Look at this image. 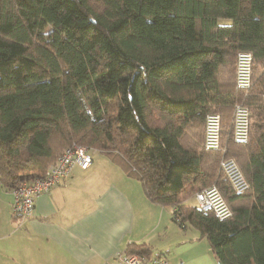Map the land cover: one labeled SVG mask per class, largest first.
Here are the masks:
<instances>
[{"label": "trees", "instance_id": "1", "mask_svg": "<svg viewBox=\"0 0 264 264\" xmlns=\"http://www.w3.org/2000/svg\"><path fill=\"white\" fill-rule=\"evenodd\" d=\"M238 52L252 56L248 92L234 81ZM263 94L264 0H0L1 186L43 175L71 144L102 151L218 264H264ZM236 103L250 110L242 143L230 130ZM211 112L218 150L202 142ZM222 156L248 189L233 190ZM212 184L226 219L179 197Z\"/></svg>", "mask_w": 264, "mask_h": 264}, {"label": "crops", "instance_id": "2", "mask_svg": "<svg viewBox=\"0 0 264 264\" xmlns=\"http://www.w3.org/2000/svg\"><path fill=\"white\" fill-rule=\"evenodd\" d=\"M98 151H88L87 168L74 165L39 194L26 219L12 214L10 189L0 184V264H117L138 244L146 259L218 264L204 237L173 220L174 208L151 201L137 178ZM187 193L179 197L189 203Z\"/></svg>", "mask_w": 264, "mask_h": 264}, {"label": "built area", "instance_id": "3", "mask_svg": "<svg viewBox=\"0 0 264 264\" xmlns=\"http://www.w3.org/2000/svg\"><path fill=\"white\" fill-rule=\"evenodd\" d=\"M252 56L249 52H238L234 66V81L237 88L247 91L251 86ZM250 110L242 104L236 103L232 110L231 132L237 142H246L249 139ZM203 146L206 150L221 148V120L218 113H208L203 124ZM86 147L71 144L64 148L56 161L49 164L42 176L23 181L10 189L13 197L11 211L15 217L26 219L31 216L34 200L41 194L48 192L62 178L66 177L74 165L82 169L91 164V158ZM219 168L236 193L248 189L249 183L233 157L222 156ZM196 206L201 210H212L218 219H226L232 211L216 185H210L196 191L194 194ZM117 264H167L165 257L146 259L137 252H124L118 258Z\"/></svg>", "mask_w": 264, "mask_h": 264}, {"label": "rangeland", "instance_id": "4", "mask_svg": "<svg viewBox=\"0 0 264 264\" xmlns=\"http://www.w3.org/2000/svg\"><path fill=\"white\" fill-rule=\"evenodd\" d=\"M235 66V65H234ZM252 84V83H251ZM250 88V87H249ZM249 90H247V92H248ZM261 98H262V100L264 101V94L261 96ZM231 114H232V112H231ZM232 116V115H231ZM203 124H204V121H203ZM230 130H231V121H230ZM202 139H203V130H202ZM85 147V146H84ZM93 150H95V149H88V151H90V152H92ZM99 153H98V155L99 154H102V153H100V151H98ZM102 152V151H101ZM222 154H223V152H221ZM102 156H104V155H102ZM102 158H104L105 160H107L105 157H102ZM101 160L98 158V162H100ZM42 176V175H41ZM212 185H214V184H212ZM188 202L189 203H191L192 205H195L196 203H195V201H194V198L193 197H189L188 198Z\"/></svg>", "mask_w": 264, "mask_h": 264}, {"label": "bare ground", "instance_id": "5", "mask_svg": "<svg viewBox=\"0 0 264 264\" xmlns=\"http://www.w3.org/2000/svg\"><path fill=\"white\" fill-rule=\"evenodd\" d=\"M81 146H82V145H81ZM86 150H87L86 152H87V154H88V149L86 148ZM88 156L90 157L89 154H88ZM90 158H91V157H90ZM91 160H92V159H91ZM67 176H68V175H67ZM62 179H63V178H62ZM62 179H61V180H62ZM59 182H60V181H59ZM59 182H58V183H59Z\"/></svg>", "mask_w": 264, "mask_h": 264}]
</instances>
